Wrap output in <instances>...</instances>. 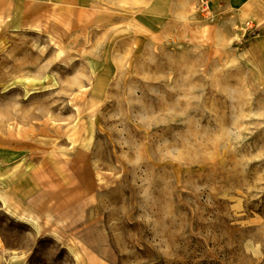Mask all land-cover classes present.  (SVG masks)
<instances>
[{
    "label": "rangeland",
    "instance_id": "rangeland-1",
    "mask_svg": "<svg viewBox=\"0 0 264 264\" xmlns=\"http://www.w3.org/2000/svg\"><path fill=\"white\" fill-rule=\"evenodd\" d=\"M82 2L0 15V264H264V21Z\"/></svg>",
    "mask_w": 264,
    "mask_h": 264
},
{
    "label": "crops",
    "instance_id": "crops-1",
    "mask_svg": "<svg viewBox=\"0 0 264 264\" xmlns=\"http://www.w3.org/2000/svg\"><path fill=\"white\" fill-rule=\"evenodd\" d=\"M208 2L212 5L224 3L237 9L241 7L252 20L264 21V0H208ZM82 3V0H0V15H9L18 21L27 22V25L43 23L46 17L50 16V22L55 23L63 19L71 26L76 22L73 17H77L82 9H85Z\"/></svg>",
    "mask_w": 264,
    "mask_h": 264
},
{
    "label": "bare ground",
    "instance_id": "bare-ground-1",
    "mask_svg": "<svg viewBox=\"0 0 264 264\" xmlns=\"http://www.w3.org/2000/svg\"><path fill=\"white\" fill-rule=\"evenodd\" d=\"M27 28L31 31H39V25L37 24H30L27 26ZM54 38H52L53 40ZM56 43V42H55ZM62 52V48L60 47V51L59 53ZM49 234H51L52 236H59V232L55 229V228H52L50 231H49Z\"/></svg>",
    "mask_w": 264,
    "mask_h": 264
},
{
    "label": "built area",
    "instance_id": "built-area-1",
    "mask_svg": "<svg viewBox=\"0 0 264 264\" xmlns=\"http://www.w3.org/2000/svg\"><path fill=\"white\" fill-rule=\"evenodd\" d=\"M205 5L208 6L207 3Z\"/></svg>",
    "mask_w": 264,
    "mask_h": 264
}]
</instances>
